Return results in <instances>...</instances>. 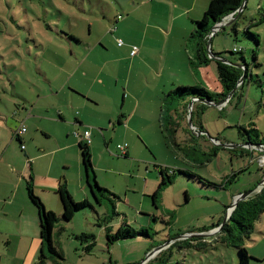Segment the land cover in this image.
<instances>
[{
  "label": "rangeland",
  "instance_id": "obj_1",
  "mask_svg": "<svg viewBox=\"0 0 264 264\" xmlns=\"http://www.w3.org/2000/svg\"><path fill=\"white\" fill-rule=\"evenodd\" d=\"M209 2L0 0V112L40 96L54 115L62 110V132L91 130L97 181L118 196L111 195L122 213L114 217L113 229L126 228L128 222L136 231L148 230L110 248L96 213L82 210L66 224L83 228L78 234H95L97 245L82 259L83 252H75L62 237L73 264H239V248L227 244L220 227L239 194L258 187L251 197L262 189L264 146L260 155L258 147L244 144L264 143V0H246L236 23L228 24L234 13L218 23L209 34V59L201 66L198 39L191 34ZM257 19H263L261 24L252 25ZM254 32H261L259 49ZM94 44L97 51H89ZM210 51L220 52L226 61L246 62L250 71L244 84L215 104L182 103L171 94L179 86L203 84L222 91ZM88 56L96 58L94 71L107 59V75L96 85L84 81L91 96L76 89L71 75L89 68L82 62ZM190 58L197 61L195 67L188 64ZM166 96L169 100L162 103ZM121 114L123 124L118 123ZM78 118L83 126L76 124ZM124 143L128 156L117 148ZM76 147L82 167L79 146L71 150ZM56 163L61 164L59 159ZM156 164L169 170L173 181L159 189L155 204L152 193L161 177ZM76 187L74 199L79 201ZM245 246L249 264H264V212Z\"/></svg>",
  "mask_w": 264,
  "mask_h": 264
},
{
  "label": "crops",
  "instance_id": "obj_2",
  "mask_svg": "<svg viewBox=\"0 0 264 264\" xmlns=\"http://www.w3.org/2000/svg\"><path fill=\"white\" fill-rule=\"evenodd\" d=\"M96 46L97 44L88 47L89 51H97ZM131 52H134V48ZM197 54L198 57L199 55L201 56L202 61L206 59V56L198 52ZM95 59V57H92V60H89V56L83 59L82 62L87 61L89 68L83 70L82 73L77 69L71 74L76 76V89L83 95L91 96V91L84 88L90 86V84L88 85L84 81H91V86L96 85L102 74L104 76L107 75L105 73L107 59L103 61L100 69L94 71L92 64ZM188 64L190 65V60H188ZM179 77L178 80L181 79V75ZM178 80L174 78L170 85L174 86ZM39 98L40 96L33 103L27 100L22 103H13L12 109H8L6 114L0 112V264H36L39 260L42 249L40 219L37 208L29 198L27 190V182L29 180L35 193L49 210L55 212L61 211V213L63 211L58 193L60 184L62 183H66L73 198H75L73 186H77L76 188L81 192L79 201L87 199L93 205H96L95 201L90 199L85 181V169L78 162L77 147L74 152L71 150L76 145L80 149L79 143L81 139L76 136V132L82 133L87 128L81 132L68 129L62 132L61 128L63 125L60 123V120L63 119L60 112L62 110L57 109V115H54L48 107H44L45 104ZM163 101L164 98L162 99V103ZM10 111H12L11 114ZM124 117L125 114H121L118 118L119 124L124 123ZM76 121V124L84 125L83 121L79 120V118ZM22 126L26 128V131L19 133V129ZM54 140L56 143L52 144ZM22 145H25V148H22ZM89 147L92 153L95 147V136L92 132ZM130 154L131 151L128 149L126 156ZM93 158L94 155L92 156V160L95 168V158ZM57 159L61 163L60 166L56 163ZM147 181L155 183L151 177ZM157 186L155 189H157ZM149 190L150 187L145 188V192ZM104 208L102 207L101 209L104 210ZM92 212L97 213L94 210ZM75 215L79 216L78 213ZM74 226L71 225L69 228L66 224L64 229L60 230L56 228L54 241H57L58 245L62 246L64 252L65 249L63 248L61 238L64 237L66 241L69 239L68 241L73 244L70 245L74 248L75 252H83L80 258L84 259L86 252L80 248L84 245L73 236V234H78L76 231L83 228H78L75 223ZM70 231L73 237L71 234L69 235ZM57 234L58 237L56 238ZM93 251L90 252L91 255ZM68 252H71V250ZM70 259V256H65L62 264L75 263L73 260L70 262ZM85 259L89 261L91 258L89 259L85 256ZM46 264L56 263L49 259ZM76 264H80V262L76 261Z\"/></svg>",
  "mask_w": 264,
  "mask_h": 264
},
{
  "label": "trees",
  "instance_id": "obj_3",
  "mask_svg": "<svg viewBox=\"0 0 264 264\" xmlns=\"http://www.w3.org/2000/svg\"><path fill=\"white\" fill-rule=\"evenodd\" d=\"M243 1L244 0H210L209 6L204 12L202 19L200 21H195L196 28L193 34L191 35L195 36L198 39L197 52L201 55L206 56V59L202 61L203 59H201V56L199 55L200 63H205L207 59H209L207 55V47L209 46V34L211 33L213 26L216 23H219L222 19L229 17L231 13H234V15L231 17H234L232 23H236L235 21L237 17L242 14L246 6L245 4L243 10L239 11ZM262 20H254L252 22V25L257 26L260 22H262ZM252 35L256 39L258 45L257 49H259L261 47L262 42L261 32H254V34L252 33ZM72 37L73 39L78 41L76 37ZM233 51L238 52L239 49L234 48ZM213 54L223 58L220 52H215ZM196 56L198 57V54ZM243 59L245 60L244 57ZM189 60L190 65L192 67H195L196 61L193 60V58H190ZM215 60L218 68L219 80L222 83V91L220 93L213 92L212 90L208 89L205 85L199 84L194 86H179L174 89L171 94L182 103H190V95L193 94L194 97L192 98V100L195 99L196 102H198V100L204 99V103L209 102V104H215L221 98L230 95L235 87L242 86L244 84V80L250 71V68L246 62L242 63L241 67H237L231 64L233 62L230 61L226 62L220 59ZM243 72L244 79L242 80V82L241 77ZM168 100L169 96H166L164 98L163 103L167 102ZM162 131H164V128L162 129ZM164 137L165 139H169V137H167L165 134ZM79 145L81 151L82 164L84 166L86 174L85 181L87 183L89 194L93 196L96 205H93L87 199L76 201L68 190L66 183H62L60 184L58 193L62 203L63 211L61 214H56L54 211L46 208L44 202L35 193L32 183L29 180L27 182V190L31 202L37 208L39 213L40 235L42 242L41 253L39 256V260L36 264H46L47 260L49 259L53 260L56 264H62V261L65 259V256L61 247L54 241V232L56 228L60 230L64 229L66 227V223L73 220L76 213L81 212L82 210H85L87 208H90L91 210L97 212L96 214L98 216V225L99 227H104L107 237V245L110 248L114 247L116 242H118L119 240L138 236L140 234H148V230L144 228L139 231H136V229L128 222H124L127 226L126 228L122 226L117 230L113 229L112 221L114 217L122 214L118 211V202L111 197V195L115 194L110 189L103 187L98 183L89 144L84 141H80ZM244 145H251L255 148L258 147L256 150L261 153L260 155H263L262 148L264 146V143H245ZM124 155L126 156L127 153ZM253 159L254 158H252V160ZM156 166L159 169L161 177L157 189H155V191L152 193L153 201L155 204L158 198L159 189L162 188L164 185L172 183L173 181V176L169 174V170L162 166H158L157 164ZM115 197L118 196L115 195ZM102 207H105L104 210L101 209ZM263 212L264 186L258 193L254 194L248 199L239 201L237 206L233 209L229 220L224 222L220 228V230L224 232L223 238L227 242V244L231 246H237L239 248V264L250 263L251 254L245 246V240L246 238H250L251 232L255 227V223ZM73 236L84 245L80 248L86 253L92 252L95 248V245H97V238L96 235L93 233L81 232L79 234H73ZM110 261L114 263L112 258H110ZM114 264L118 263L115 262Z\"/></svg>",
  "mask_w": 264,
  "mask_h": 264
},
{
  "label": "water",
  "instance_id": "obj_4",
  "mask_svg": "<svg viewBox=\"0 0 264 264\" xmlns=\"http://www.w3.org/2000/svg\"><path fill=\"white\" fill-rule=\"evenodd\" d=\"M245 4H246V0L243 1L242 5H241V7H240V9H239V11L243 10ZM230 23H232V22H229L228 24H230ZM218 27H219V24L216 23V24L213 26L211 32L214 33V30H216ZM210 36L212 37L213 35L210 34ZM209 41H211V38H209ZM211 55H212V57L215 58V59H220V60H222V61H226L225 59H223V58H221V57H219V56H216V55L213 54L212 52H211ZM226 62H228V61H226ZM231 64H233L234 66H237V67H241V64H239V63H231ZM243 79H244V75L241 77V81H242ZM235 90H236V87L232 90V93H233ZM201 100L204 101V99H201ZM194 101H195V99H193L192 101H190V104H192V102H194ZM207 103L209 104V102H207ZM210 104H211V103H210ZM191 122H192V121L190 120V123H191ZM263 186H264V178H263L262 181L260 182V184H259V188H261V187H263ZM257 189H258V187L254 188V189H251V190H249V191H247V192H245V193H241V194H239V195L237 196V198L235 199L233 205L231 206L232 210H233V208L236 207L237 203H238L241 199H245V198L249 197V196H250L251 194H253ZM220 228H221V227H220ZM161 247H162V246H161ZM161 247H158L157 249H160ZM157 249H155V250H157Z\"/></svg>",
  "mask_w": 264,
  "mask_h": 264
},
{
  "label": "built area",
  "instance_id": "obj_5",
  "mask_svg": "<svg viewBox=\"0 0 264 264\" xmlns=\"http://www.w3.org/2000/svg\"><path fill=\"white\" fill-rule=\"evenodd\" d=\"M119 43H121V41H119ZM24 131H26V128L22 126L20 128L19 132L21 133V132H24ZM76 136L79 137L81 139V141H84V142H86L88 144L91 142V131L89 129L84 130L82 133L76 132ZM22 147L24 148L25 146L22 145ZM117 148H118V150L120 152H122L123 154H126L128 145H127V143L118 144Z\"/></svg>",
  "mask_w": 264,
  "mask_h": 264
}]
</instances>
